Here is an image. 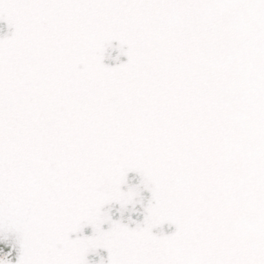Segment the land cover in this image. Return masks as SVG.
Wrapping results in <instances>:
<instances>
[{"label":"snow or ice","instance_id":"1","mask_svg":"<svg viewBox=\"0 0 264 264\" xmlns=\"http://www.w3.org/2000/svg\"><path fill=\"white\" fill-rule=\"evenodd\" d=\"M0 21V264H264V0H0ZM137 203L134 228L104 210Z\"/></svg>","mask_w":264,"mask_h":264},{"label":"water","instance_id":"2","mask_svg":"<svg viewBox=\"0 0 264 264\" xmlns=\"http://www.w3.org/2000/svg\"><path fill=\"white\" fill-rule=\"evenodd\" d=\"M11 30L8 28L6 22L0 21V37H3L5 35H10ZM118 46V41H113V47L108 49V51L105 54L104 63L110 67H116L120 63H126L127 57L121 55L119 57V60L116 59L118 55V51L116 50ZM110 54V55H109ZM140 184V177L137 173L130 172L128 174V185L124 186V190H127L128 186H136ZM141 195L143 197V205H146L148 200L151 197V193H149L147 190H142ZM132 206H128V210L123 211V214H121V209L119 204H113L110 206L105 207V211L109 213L111 218L113 220H120L122 223L128 224L129 227H135V223H129V221H136V222H142L144 219L143 216V206L140 203H137L135 205V211L131 210ZM105 230L107 229L108 225L103 226ZM175 225H169L165 223L162 227L153 229L154 234H158L160 232H163L165 235H169L172 232H174ZM92 229L91 227H87L84 229L83 235H91ZM76 234H73V238H75ZM0 248H4L3 244H0ZM5 251L8 249L5 248ZM99 254L96 253H90L87 257V259L91 262V264H100L101 258L104 259L105 264L108 257V252L105 249H99ZM13 259H15V253L13 254Z\"/></svg>","mask_w":264,"mask_h":264}]
</instances>
